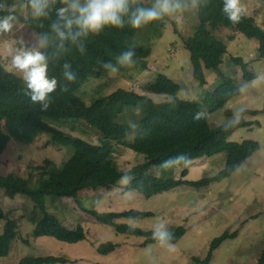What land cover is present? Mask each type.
Returning <instances> with one entry per match:
<instances>
[{
  "label": "rangeland",
  "instance_id": "obj_1",
  "mask_svg": "<svg viewBox=\"0 0 264 264\" xmlns=\"http://www.w3.org/2000/svg\"><path fill=\"white\" fill-rule=\"evenodd\" d=\"M9 14L16 17L11 32L0 34V60L8 71L23 78V73L12 64V58L19 50H41L40 37L25 25L32 10L29 0H15ZM151 7L152 0H142ZM185 5L183 13L165 16L161 20L159 33L152 36V54L148 58V69L131 68L125 73L112 72L103 79H90L81 89L79 96L88 105L97 99L113 94L119 89L137 92L156 103L171 102L174 99L192 102L200 106L211 127L252 122V127H238L230 137L231 142L256 141L260 150L248 159L231 177L213 182L208 186L193 187L181 185L171 191L145 198L129 193L125 187L133 178H123L117 186L82 191L74 198L47 197L46 209L54 214L65 227L76 229L82 226L87 239L77 244L60 242L52 237H36L34 232L43 213L36 209L27 197L18 195L9 199L0 195V204L5 214L16 220L17 237L10 255L0 258V264H19L27 257L60 256L68 264H201L205 260L212 241L224 233H238L227 239L214 253L210 264H258L264 252V59L259 58V42L249 39L232 29L217 32L218 38L227 46L228 53L218 70L205 69L207 84L202 85L194 77L190 52L185 41L194 35L199 24L194 0H180ZM246 14L264 29V0H242ZM83 4L84 0H80ZM11 49V51H9ZM241 59L247 65L252 80L244 78V70L236 63ZM164 75L180 86L174 96L152 93L151 86ZM233 79L240 88V95L225 106L215 105L212 95L224 79ZM215 105V107L213 106ZM245 111L240 112V109ZM260 111L259 114L252 112ZM55 127L91 144H100L102 134L84 121L52 123ZM74 155L71 147L54 143L47 133L39 135L29 143L12 139L5 151L0 173L14 174L30 180L29 186H37L39 173L35 167L51 161L63 167ZM229 154L221 153L211 158L192 161L189 167L179 165L173 172L160 173V177L173 176L199 182L216 177L226 166ZM145 155L125 147L115 146L113 159L116 167L127 172L145 162ZM31 176H34L31 179ZM137 210L152 213L153 216L140 220L119 219L117 223L146 231H165L173 234L179 227L186 229L181 240L170 252L162 243L145 244V238L118 233L115 227L99 223L90 212L122 213ZM5 233V222L0 221V236ZM114 243L112 253L102 255L99 246Z\"/></svg>",
  "mask_w": 264,
  "mask_h": 264
},
{
  "label": "trees",
  "instance_id": "obj_2",
  "mask_svg": "<svg viewBox=\"0 0 264 264\" xmlns=\"http://www.w3.org/2000/svg\"><path fill=\"white\" fill-rule=\"evenodd\" d=\"M15 2L0 0V4L6 5L5 10L0 11V16L8 15L9 8ZM154 3L155 0H152L151 6ZM194 3L199 24L194 35L185 41V48L190 52L194 77L198 82L206 85L204 70H218L223 63V57L228 53L227 46L218 38L217 32L222 29H232L249 39L257 40L259 58L264 59V29L254 18L245 14L239 23L234 24L223 13L222 0H194ZM62 7H66L62 0H48L43 16L37 17L31 13L25 20V25L40 39L43 36L48 37L47 44L41 46L40 52L47 60L48 78H55L57 85L48 96L50 103L47 109H43L40 102H32L31 92L23 78L8 71L0 60V163L12 139L29 143L44 133L50 135L54 143L74 150L73 157L63 167L51 161L35 167L39 175L34 188L29 186L30 180L14 174L3 176L0 173V195L4 193L9 199H15L18 195L25 196L43 213L42 221L35 228L36 237H52L68 244H77L87 239V232L82 226L69 229L47 211V197L74 198L82 191L115 187L123 178H133L125 187L127 192L140 194L147 199L181 185L208 186L231 177L260 150V144L256 141H230L238 127L248 128L254 123L242 120L238 124L213 128L205 111L189 101L174 99L171 102L156 103L137 92L119 89L97 99L91 105L86 104L79 93L90 79H103L112 73L104 67L105 63L113 64L118 69L116 72L120 73L131 68L144 71L148 69L147 60L152 54L150 41L153 35L159 33L161 20L140 29H133L129 22L131 11L147 5L142 0H135L134 3L130 0L129 15L123 17V27L106 26L98 33H88L75 40L67 38L62 41L52 28L58 21L63 27L64 22L57 15ZM72 31L76 32L78 29L73 26ZM129 50L134 52V63L131 66H121L117 63V57ZM235 62L242 66L244 78L252 80L253 75L247 71V65L241 59ZM66 65L75 74L74 81L65 78ZM64 88L67 91H63ZM179 89L178 84L164 75H160L151 86L152 93L157 95L174 96ZM240 92L235 81L228 78L214 91L212 98L215 105L221 108L239 96ZM197 113L202 114L199 120L194 119ZM259 113L260 111L252 112L255 115ZM54 121H84L98 130L103 139L100 144H91L66 134L52 124ZM115 146L145 155V162L130 171H120L113 159ZM225 152L229 154L226 166L216 177L192 183L184 180L188 175L187 170L183 172L182 179L159 176V172H173L183 164L162 168V163L172 157L185 154L195 161ZM90 214L99 223L115 227L120 234L145 238L146 246L161 243L154 238V231L117 223L119 219H146L153 216L152 213L130 210L122 213L92 211ZM0 221L5 222V233L0 236V258H4L12 251L17 237V222L5 214L1 204ZM185 233L186 229L179 227L170 234L168 243L179 242ZM237 235V232L224 233L214 239L201 264H210L222 243ZM116 248V244L108 242L100 245L98 252L107 255ZM69 262L65 257L39 256L24 258L19 264ZM258 264H264V252Z\"/></svg>",
  "mask_w": 264,
  "mask_h": 264
},
{
  "label": "clouds",
  "instance_id": "obj_3",
  "mask_svg": "<svg viewBox=\"0 0 264 264\" xmlns=\"http://www.w3.org/2000/svg\"><path fill=\"white\" fill-rule=\"evenodd\" d=\"M66 7L58 10L57 15L60 21H63V27L59 21L52 25L53 31L63 41L71 38L77 39L81 35L88 33H98L104 27L111 26L116 28L123 27V17L129 15L130 0H84L81 4L80 0H62ZM135 2V0H131ZM48 0H29L32 14L40 17L45 14L44 9L47 6ZM223 13L227 19L236 24L239 23L242 17L246 14L247 8L242 0H222ZM6 5L0 4V11L5 10ZM186 10L185 5H182L180 0H155L151 7H138L131 11L129 22L133 29H140L143 26L162 20L165 16H174L177 13H183ZM16 17L12 14L0 16V34L11 32L14 26ZM73 26L78 31L73 32ZM66 30V31H65ZM48 37L41 38V46L47 44ZM11 51V49H9ZM134 52L129 50L117 57V63L121 66H131ZM12 64L16 69L23 73V80L27 84L31 92L32 102H40L43 109L49 106L48 96L56 89L57 81L55 78H48V64L43 53L37 50H19L12 58ZM104 67L111 72H116L118 69L111 63H105ZM70 66H65V78L68 81H74L76 76L70 70ZM63 91H67L64 88ZM245 109H240V112ZM202 114L197 113L195 120L201 119ZM234 118L236 123L240 121V114L235 113ZM183 163L185 167L192 164V159L185 154H181L165 160L161 167L168 169L176 167ZM154 238H157L162 244L166 245L170 252H175L177 246L168 243L170 234L165 231H158Z\"/></svg>",
  "mask_w": 264,
  "mask_h": 264
}]
</instances>
